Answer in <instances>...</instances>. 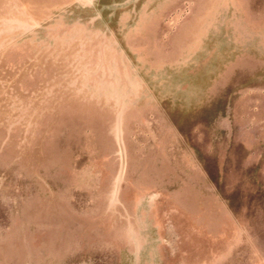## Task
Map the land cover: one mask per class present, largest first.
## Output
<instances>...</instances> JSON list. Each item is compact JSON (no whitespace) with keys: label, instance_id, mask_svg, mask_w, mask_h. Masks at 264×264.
I'll use <instances>...</instances> for the list:
<instances>
[{"label":"rangeland","instance_id":"obj_1","mask_svg":"<svg viewBox=\"0 0 264 264\" xmlns=\"http://www.w3.org/2000/svg\"><path fill=\"white\" fill-rule=\"evenodd\" d=\"M0 264H264V0H0Z\"/></svg>","mask_w":264,"mask_h":264}]
</instances>
